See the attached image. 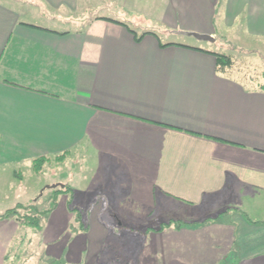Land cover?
Wrapping results in <instances>:
<instances>
[{"label": "crops", "instance_id": "0c3cea01", "mask_svg": "<svg viewBox=\"0 0 264 264\" xmlns=\"http://www.w3.org/2000/svg\"><path fill=\"white\" fill-rule=\"evenodd\" d=\"M11 1L0 0V167H16L22 183L23 168L39 174L34 160L60 163L56 156L87 146L121 164L129 201L143 212L166 199L231 200L217 216L176 220L205 224L145 233L137 264H264V83L235 62L236 51L264 59V0H114L123 20L81 14L79 0ZM45 4L80 13L79 27L27 19L29 8L42 18ZM131 20L153 33L137 41ZM160 34L194 35L224 51ZM213 53L233 66L219 71ZM102 209H82L88 231L71 234L74 214L59 196L37 235L41 264H98L112 225ZM232 212L240 225L220 218ZM19 229L0 220V264Z\"/></svg>", "mask_w": 264, "mask_h": 264}, {"label": "rangeland", "instance_id": "374dc122", "mask_svg": "<svg viewBox=\"0 0 264 264\" xmlns=\"http://www.w3.org/2000/svg\"><path fill=\"white\" fill-rule=\"evenodd\" d=\"M29 1V5L32 4ZM79 3L82 9L81 14L83 12L90 15L98 14L118 20L126 17L121 14L122 11L114 0H79ZM15 6L18 4L15 3ZM31 9L27 10V19L32 23L59 31L75 30L79 27V24L75 23V18L80 15L78 12L72 13L69 9L62 11L45 4L42 8L43 17L34 18ZM47 17L54 19L48 20ZM129 25L140 34L145 30L140 23L133 20L129 22ZM160 36L164 42L180 41L212 48L216 52L224 51L221 46L210 44L209 41H200L194 35L164 36L160 34ZM257 55L263 57L261 52ZM235 58L238 69L252 83H264V59L261 61L254 54L237 51ZM246 60L253 61V64L249 65ZM14 168L16 169V167H0V213L16 207L17 204L25 206L35 204L38 210L47 209L51 203L50 195L53 189L46 187L56 184H66L73 190V207L88 210L103 202L101 217L103 220L104 218L112 219V225L98 264H137L138 253L143 242L146 241V234L143 231L157 228L172 220L194 221V219L201 220L217 216L231 207V200L226 198L219 199L217 203L199 207L182 206L166 199L158 203L155 208L146 209L143 212L129 201L128 179L121 164L84 145L74 148L65 161L60 163L52 161L39 174L34 173L32 168H23L22 173L25 177L22 183L14 176ZM241 214L244 213L241 212ZM220 218L230 219L238 225L241 223L238 214L234 212L229 216L223 214ZM120 225L123 227L121 228ZM39 234L40 230L37 227L30 226L21 231L19 229L17 235L20 236L16 237V235L11 243L7 264H41L43 249L41 243L37 242Z\"/></svg>", "mask_w": 264, "mask_h": 264}, {"label": "trees", "instance_id": "16d2710c", "mask_svg": "<svg viewBox=\"0 0 264 264\" xmlns=\"http://www.w3.org/2000/svg\"><path fill=\"white\" fill-rule=\"evenodd\" d=\"M123 24L128 26L126 23H123ZM132 32L136 33L135 31H132ZM149 33H153V32H144L140 35L135 34V38L137 41H140L146 34H149ZM213 54L216 55L217 69L219 71H226L227 69L233 66L234 60L229 55L220 54V53H213ZM67 155H68V152L62 155L56 156L54 159L58 162H61ZM51 160H52L51 158H47V157H41V158L34 160L33 168L35 172L40 173L41 171H43L47 163L51 162ZM53 195L55 196V198L51 200V203L47 209L38 210L35 204H30L27 206L22 205V204H17L16 207L9 209L3 213H0V220L14 219L18 223L20 231L30 226L37 227L38 230L41 231L43 228L44 221L49 217V215L56 208L58 197L61 195H67V207L69 211L74 214V220L69 226V232L71 234L87 232L88 227L84 222L83 210L78 207L72 206L73 190L68 185L65 184L64 188L57 187L53 189ZM207 221L208 220H204L200 223H185L182 221L175 220V221L164 223L160 225L158 228H149L144 233L161 232L171 227L174 229L180 230L185 225L198 226L200 224H205ZM18 236L20 235H17L16 237ZM7 260H8V257H7ZM45 262L46 264H67L65 260H62V259L56 260L52 258H46Z\"/></svg>", "mask_w": 264, "mask_h": 264}, {"label": "water", "instance_id": "95a60500", "mask_svg": "<svg viewBox=\"0 0 264 264\" xmlns=\"http://www.w3.org/2000/svg\"><path fill=\"white\" fill-rule=\"evenodd\" d=\"M200 38L202 39H205V40H213V38H211L210 36H205V35H200L199 36ZM65 185L63 184H56L54 186H47L46 188H52V189H55L57 187H61V188H64Z\"/></svg>", "mask_w": 264, "mask_h": 264}]
</instances>
